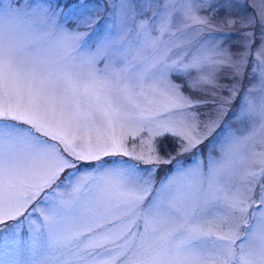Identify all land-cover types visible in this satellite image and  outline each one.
I'll return each mask as SVG.
<instances>
[{"label": "snow or ice", "instance_id": "snow-or-ice-1", "mask_svg": "<svg viewBox=\"0 0 264 264\" xmlns=\"http://www.w3.org/2000/svg\"><path fill=\"white\" fill-rule=\"evenodd\" d=\"M0 264H264V0H0Z\"/></svg>", "mask_w": 264, "mask_h": 264}, {"label": "rangeland", "instance_id": "rangeland-1", "mask_svg": "<svg viewBox=\"0 0 264 264\" xmlns=\"http://www.w3.org/2000/svg\"><path fill=\"white\" fill-rule=\"evenodd\" d=\"M101 3H103V0H100ZM105 23L104 20H101V24ZM100 67H103V65L101 64ZM177 79L178 78H174ZM185 91H187V89H185ZM204 111H207V109H205ZM231 113H229V115L224 117V121L222 124V127H227L228 125H234V121H232L229 117H230ZM144 135H146V133H144ZM138 143V141H132L131 139L129 140V147H131L132 143ZM160 149H161V155L162 156H176V150H175V146L173 144L170 143V141L168 140H164L160 143ZM177 160L181 161L183 163V166L185 168L187 167H193L195 166V164L197 163L198 160L204 159L206 161V155L201 157V156H192L191 153L185 154L183 156H177L176 157ZM175 168V161L173 162V164H166V165H162L160 167V171L157 175V180H163L165 178V176L169 173L170 170H174Z\"/></svg>", "mask_w": 264, "mask_h": 264}]
</instances>
